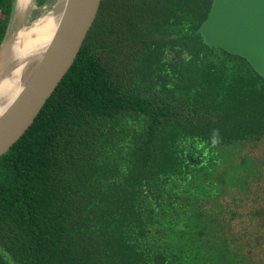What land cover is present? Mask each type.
Returning a JSON list of instances; mask_svg holds the SVG:
<instances>
[{
	"label": "trees",
	"instance_id": "1",
	"mask_svg": "<svg viewBox=\"0 0 264 264\" xmlns=\"http://www.w3.org/2000/svg\"><path fill=\"white\" fill-rule=\"evenodd\" d=\"M212 1L102 0L0 158V264H264V208L226 202L262 178L241 154L264 140V79L204 44Z\"/></svg>",
	"mask_w": 264,
	"mask_h": 264
},
{
	"label": "water",
	"instance_id": "2",
	"mask_svg": "<svg viewBox=\"0 0 264 264\" xmlns=\"http://www.w3.org/2000/svg\"><path fill=\"white\" fill-rule=\"evenodd\" d=\"M16 2L0 54L8 44L12 28L18 25ZM101 2L65 0L49 45L26 75L16 96L0 112V158L31 127L74 64ZM197 33L209 48L244 59L264 79V0H213Z\"/></svg>",
	"mask_w": 264,
	"mask_h": 264
},
{
	"label": "bare ground",
	"instance_id": "3",
	"mask_svg": "<svg viewBox=\"0 0 264 264\" xmlns=\"http://www.w3.org/2000/svg\"><path fill=\"white\" fill-rule=\"evenodd\" d=\"M64 4L65 0H56L45 11L47 8H38L34 0H17L18 25L12 28L8 44L0 54V112L16 96L26 75L49 45ZM38 10L41 14L31 20L33 12Z\"/></svg>",
	"mask_w": 264,
	"mask_h": 264
},
{
	"label": "rangeland",
	"instance_id": "4",
	"mask_svg": "<svg viewBox=\"0 0 264 264\" xmlns=\"http://www.w3.org/2000/svg\"><path fill=\"white\" fill-rule=\"evenodd\" d=\"M55 1L56 0H51L47 5H45L46 7H37L47 8L45 11H49L53 7ZM41 12L42 11L39 10L34 11L31 20L38 18ZM241 156L242 158L247 159L249 165L252 162L250 159L255 161L258 165L259 173H261L262 178H260V180L254 184V187L251 188V193L245 196L226 198V202H228L231 206L235 205V208L247 217L253 209L258 207L264 208V140L256 144H247L244 146ZM242 220H244V218H242Z\"/></svg>",
	"mask_w": 264,
	"mask_h": 264
}]
</instances>
